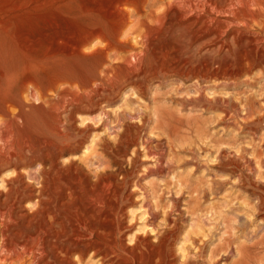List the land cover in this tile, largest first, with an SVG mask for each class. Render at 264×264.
<instances>
[{
    "label": "rangeland",
    "instance_id": "obj_1",
    "mask_svg": "<svg viewBox=\"0 0 264 264\" xmlns=\"http://www.w3.org/2000/svg\"><path fill=\"white\" fill-rule=\"evenodd\" d=\"M182 1L0 0V151L31 149V190L48 169L77 191L105 172L113 184L119 209L94 226L109 257L73 264H264V0L243 15L247 0H222L241 15L213 13L206 29L228 27L193 40L173 16ZM10 177L2 166L0 189Z\"/></svg>",
    "mask_w": 264,
    "mask_h": 264
},
{
    "label": "bare ground",
    "instance_id": "obj_2",
    "mask_svg": "<svg viewBox=\"0 0 264 264\" xmlns=\"http://www.w3.org/2000/svg\"><path fill=\"white\" fill-rule=\"evenodd\" d=\"M195 1L192 2L191 0H185L182 2H177V4L175 5L176 11L174 12V15H173L177 19L186 20L187 23L184 24L185 27L181 26V28L192 31L191 33L192 34L191 37H193L192 40L195 38L204 39L207 37H210V38L212 37L213 39H216V37L219 35V31L222 28L228 27L227 25L228 23L224 21L223 23L221 22V24L217 25V27H215L214 30L206 29L205 28V24L207 22L206 20L208 19L211 20L213 13H220L223 11H225L224 13L229 12L228 14H231L232 16L231 19L230 17H228L230 21L231 20L233 21L234 19L236 20L239 17L238 15H241L237 13V10H240V9L235 10V8H232L233 1L222 2V0H219V1L216 0L214 1V3L211 2L212 3L211 9H209L206 15L203 17L200 15L201 13L199 14V10L201 11L202 6L198 4L199 2L197 3ZM249 1L250 0H247L244 2V4L242 3L243 5V6L241 5V9L243 10L242 15L245 14L246 11L248 10V3H250ZM239 3L241 2L239 1ZM120 4L122 5V3ZM124 4L126 3L124 2ZM132 4L136 5V3H132ZM236 4L239 5L238 3ZM166 6H167L165 8L166 10H169L171 8V4H168ZM201 12L203 13L204 10ZM224 15H227V14H224ZM125 16L129 17L130 14L129 15L126 14ZM244 16L247 17L246 15ZM249 16H252V15H249ZM241 17L239 19H241ZM211 22L213 23V19ZM215 22L217 23V21ZM179 24H180V21H179ZM235 26L237 25L235 24ZM222 30L225 31L224 29ZM239 33H240V29H239ZM259 43L258 45L262 44V43L260 44ZM257 46L256 48H258ZM263 46H264V42H263ZM199 48L201 47L199 46L198 49ZM223 48H224V45L219 49H223ZM256 52H258V49H256ZM203 60L204 59L199 60V64L200 66H203L207 69H213L219 63L213 58L210 59L209 61H205V60L203 61ZM184 63H185V66L187 67H190V68L194 67L193 61L191 59H186ZM115 65L113 64L114 67ZM110 66L113 67L112 65ZM61 96L63 99L65 97L64 100L61 99L62 107L64 108L69 107V109L72 111L75 108L74 106H76L75 105L76 101H74L75 98L73 100V97L66 94L65 91L62 92ZM68 96L70 99L67 100L66 97L68 98ZM60 112L62 113V111ZM125 114L129 118L132 117V115L129 113H125ZM60 120L61 118L60 119L57 118L56 121L60 123L61 122ZM64 145L63 147H65V149L70 148L69 146L67 147ZM55 146L53 148H55ZM53 150L55 151L56 148ZM53 150L52 152H50V154L54 152ZM59 150L64 151V149L62 148L57 149L58 152ZM30 152H31L30 148L29 149L21 148L18 150L16 149L13 152L0 151V168H2V166H10V167H13V170L15 172V177H10L8 179L2 180V182H4L6 186L4 188L1 186L2 189H0V264H73L74 262L72 258H73L74 253H76L77 251L80 254H81V251H93L96 254H101L102 252H104L105 255H103L102 258L103 259L107 258L108 254L106 255V252H107L106 250H110V249H107V246L109 245L112 246V244L108 243V241L106 240L105 242L109 244L106 246L105 242L103 241L106 236L104 237V234L98 232L97 230H96L97 234L95 236L94 226L96 224L103 226L105 220L108 221V218L106 217L113 215V210L117 209V207L116 209H113L114 208L113 205L111 206L110 194H112V192L110 191L111 190L110 188L112 187L113 184L110 183L109 181V178H110L109 173H106V172L101 173L100 175H98L97 183L93 184L91 187L89 186L86 189L77 191V189L72 187L70 180L68 181L67 178L61 179L60 175L62 172L65 171V169H61L58 171L56 170L55 174L52 172V169L50 171L49 169L48 171L43 170L42 175L44 176V179H43L44 181L41 187L39 188V190L35 189L39 193L35 195V193L33 194L35 190L33 188H32L33 190L30 189L31 185L26 184L24 182L27 177L19 170V166L23 164L24 160L28 157ZM95 159L97 160V162H92V167L97 166V165L98 166L92 171L97 173L99 164L103 162L102 161L103 158L97 155V158ZM51 168H55V167L52 166ZM37 180H39V178ZM28 201L33 204L30 209L26 207ZM118 209L116 211H118ZM119 213L120 211L118 212V214ZM168 238L169 237H167V240H170ZM152 247H157V246H152ZM162 248H158V255H159V249H162ZM163 250L165 251V249ZM111 256H113L112 253H111ZM159 257L162 258L161 255H159ZM163 262H164V259H163ZM163 262L161 261V263ZM166 262L167 264H169L168 260Z\"/></svg>",
    "mask_w": 264,
    "mask_h": 264
}]
</instances>
